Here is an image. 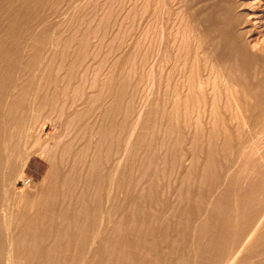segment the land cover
<instances>
[{"label": "rangeland", "instance_id": "374dc122", "mask_svg": "<svg viewBox=\"0 0 264 264\" xmlns=\"http://www.w3.org/2000/svg\"><path fill=\"white\" fill-rule=\"evenodd\" d=\"M263 33L264 0H0V264L11 257L13 264H69L58 262L59 253L48 263L15 253L14 229L24 205L38 208V186L51 161H60V123L74 116L71 128L87 126L86 141L96 140L93 125L102 127L105 177L115 150L132 142L116 183L117 215L112 207L90 264H264ZM28 86L41 96L10 98ZM40 139L49 142L48 161ZM91 149L83 166L66 162L72 175L83 172L88 209L95 205ZM58 240L53 235L49 245Z\"/></svg>", "mask_w": 264, "mask_h": 264}, {"label": "bare ground", "instance_id": "6f19581e", "mask_svg": "<svg viewBox=\"0 0 264 264\" xmlns=\"http://www.w3.org/2000/svg\"><path fill=\"white\" fill-rule=\"evenodd\" d=\"M4 1V0H3ZM27 1V0H26ZM35 1V0H34ZM244 1V0H243ZM246 1V0H245ZM7 2V1H6ZM21 2V1H19ZM29 2V0H28ZM41 2V1H40ZM44 2V1H43ZM32 3V1L30 2ZM34 3V2H33ZM247 3V2H246ZM18 4V3H17ZM243 4V3H242ZM10 5V4H9ZM31 5V4H30ZM246 4H244L245 6ZM7 6V5H6ZM27 6V5H26ZM43 6V4H42ZM242 7V6H241ZM4 8V7H3ZM9 8V7H8ZM28 8V7H27ZM34 8V7H33ZM228 9V8H227ZM54 10V9H53ZM233 10V9H232ZM15 11V10H14ZM56 11V9H55ZM230 11V10H229ZM240 11V10H239ZM10 12V11H9ZM8 14V13H7ZM17 14V13H16ZM239 15V14H238ZM21 16V15H20ZM9 17V16H8ZM15 17V15H14ZM19 17V16H18ZM17 17V19H18ZM50 17V16H49ZM48 17V18H49ZM212 17V16H211ZM230 17V16H228ZM248 17V15H247ZM246 17V18H247ZM4 18V17H3ZM29 18V17H28ZM234 18V17H233ZM246 22H247V18ZM5 20L8 19L7 17L4 18ZM16 19V20H17ZM232 19V18H231ZM14 20V19H13ZM9 21V20H8ZM18 21V20H17ZM45 22V21H44ZM215 22V21H214ZM229 22V21H227ZM20 23V22H19ZM18 24V23H16ZM5 25V24H4ZM15 26V25H14ZM44 26V25H43ZM248 26V25H247ZM250 27V26H249ZM247 27V28H249ZM14 28V27H13ZM42 28V27H41ZM12 29V28H11ZM245 29V27H244ZM255 29V28H254ZM2 31V30H1ZM12 31V30H11ZM242 31V29H241ZM247 32H251L250 31H247ZM246 32V33H247ZM253 32V31H252ZM242 33V32H241ZM254 33V32H253ZM9 34V33H8ZM43 34V33H42ZM214 34V33H212ZM249 34V33H248ZM264 34V33H263ZM247 35V34H246ZM6 36V34H5ZM26 36V35H25ZM244 36V35H243ZM44 37V36H43ZM1 38V37H0ZM30 38V37H29ZM45 38V37H44ZM234 38L233 36L231 37V39ZM251 38V37H250ZM26 39V38H25ZM34 39V38H33ZM36 39V38H35ZM40 39V38H39ZM248 38H246L245 40L247 41ZM24 40V39H23ZM45 40L47 41V39L45 38ZM212 40V39H211ZM229 40V39H228ZM5 41V40H4ZM39 40H37L38 42ZM214 42V39L212 40ZM34 43V41H33ZM212 43V42H211ZM235 43V42H234ZM237 43V42H236ZM239 43V42H238ZM18 44V43H17ZM23 44V43H22ZM214 44V43H213ZM241 44V43H240ZM243 44V43H242ZM247 44V43H246ZM29 45V44H28ZM239 45V44H238ZM5 46V45H4ZM213 46V45H212ZM8 47V46H7ZM27 47V46H26ZM33 47L35 48V46L33 45ZM43 47V43H40V45L37 47L38 50H40L41 48ZM220 47V46H219ZM223 47V46H222ZM241 47V46H239ZM249 47V46H248ZM19 48V47H18ZM22 48V47H21ZM210 48L207 47V49ZM218 48V47H217ZM217 48L215 47L214 49L212 50H217ZM17 49V48H16ZM25 49V48H24ZM33 49V48H32ZM220 49L222 50V48L220 47ZM247 49V48H246ZM262 49V48H261ZM13 50V49H12ZM23 50V49H22ZM209 50V49H208ZM227 50V49H226ZM245 50V49H244ZM210 51V50H209ZM223 51V50H222ZM221 51V52H222ZM247 51H251V50H247ZM16 52V51H15ZM227 52V51H226ZM238 52V51H237ZM241 52V51H240ZM246 52V51H244ZM40 53V52H39ZM210 53V52H209ZM214 53V55L216 54V52H212ZM211 53V54H212ZM1 54V53H0ZM8 54V53H7ZM20 54V53H19ZM207 54H208V51H207ZM245 54V53H244ZM243 54V55H244ZM17 55V54H16ZM213 55V54H212ZM212 55H209L212 57ZM249 55V54H248ZM19 56V55H18ZM219 56V55H218ZM13 58V57H12ZM213 58V57H212ZM219 58V57H218ZM9 59V58H8ZM224 59V58H223ZM22 61V60H21ZM20 61V62H21ZM37 61V58L34 57V58H30L29 60V63L30 64H33V66L36 67V70H38L39 66L35 64V62ZM5 62V61H4ZM2 63V62H1ZM9 63V62H7ZM6 64V63H5ZM225 64V63H224ZM239 64V63H238ZM22 65V63H21ZM5 66V65H4ZM224 66V65H223ZM236 66V65H235ZM237 68V67H236ZM235 68V69H236ZM20 71H21V68H20ZM19 72V71H17ZM27 73V72H26ZM18 74V73H17ZM25 76V75H24ZM18 77V76H17ZM22 78V77H21ZM21 78L19 80H21ZM41 79V78H40ZM18 80V81H19ZM17 81V80H16ZM41 81V80H39ZM246 81V80H245ZM249 81V80H248ZM31 82V81H30ZM32 84V83H31ZM30 84V85H31ZM39 84V82H38ZM19 85V84H18ZM40 85V84H39ZM38 86V85H37ZM44 86V85H42ZM109 87V86H108ZM39 88V87H37ZM48 88V87H47ZM13 89V87H12ZM54 91V89H52ZM10 92V91H9ZM45 93V92H44ZM11 94H12V97H11ZM11 94H10V98H20V97H30L31 99L36 100L37 98H39L41 96V91L39 89H29V86L28 88H17L15 87V89H13L11 91ZM101 95V93H100ZM98 95V96H100ZM45 96V95H44ZM54 96V95H53ZM90 96V95H89ZM88 96V98H89ZM97 96V95H96ZM55 97V96H54ZM95 97V96H93ZM104 97V96H103ZM109 97V96H108ZM88 98H87V101H88ZM92 98V96H91ZM89 98V99H91ZM9 99V97H8ZM52 99V98H51ZM95 99H97L95 97ZM94 99V101H96ZM108 99V98H107ZM111 99V98H110ZM21 100V99H20ZM113 101V97L111 99ZM110 100V102H111ZM17 101V100H16ZM74 102V100H72ZM92 101V100H91ZM94 101H92L94 103ZM109 101V100H108ZM21 102V101H20ZM28 102H29V99H28ZM46 102V101H45ZM109 102V103H110ZM7 103V101H6ZM71 103V102H70ZM91 103V102H90ZM92 103V104H93ZM113 103V102H112ZM116 103V102H115ZM51 104V102H50ZM73 104V103H72ZM91 104V105H92ZM106 104L108 105L107 103V100H106ZM105 104V106H106ZM38 105V104H36ZM111 105V104H109ZM113 105V104H112ZM117 105V104H116ZM12 106V105H11ZM44 106V105H43ZM72 106V105H71ZM104 106V107H105ZM10 107V106H9ZM13 107V106H12ZM11 107V108H12ZM109 107V106H108ZM111 107V106H110ZM5 108V107H4ZM84 108V107H83ZM97 108H101L99 106H97ZM107 108V107H105ZM107 111V109H105ZM8 109V108H7ZM102 109V108H101ZM110 109V108H109ZM118 109V107H117ZM5 110V109H4ZM3 110V111H4ZM37 110V109H36ZM119 110V109H118ZM79 112H81L80 110H78ZM97 111V110H96ZM141 111V110H139ZM21 112H23L21 110ZM18 115V120H20L22 117H23V113H21ZM78 112V113H79ZM86 112V111H85ZM105 112V111H104ZM104 112L102 113V118L104 117ZM110 112V111H108ZM17 113V112H16ZM15 113V114H16ZM77 113V111H76ZM77 113V114H78ZM118 113V111H117ZM116 113V114H117ZM139 113V112H138ZM10 114V112H9ZM109 114V113H108ZM33 115V114H32ZM31 115V116H32ZM72 115V114H71ZM75 115V114H74ZM73 115V116H74ZM84 115V114H83ZM118 115V114H117ZM2 116V115H1ZM10 116V115H9ZM30 116V114H29ZM37 116V115H36ZM78 116H81V113L80 115ZM57 117V116H56ZM71 117V116H70ZM98 117V116H96ZM20 118V119H19ZM102 118L100 119L101 122H102ZM113 118V117H111ZM30 121L32 118H28ZM139 119V117L137 118V120ZM141 119V118H140ZM79 120V119H78ZM89 120V119H88ZM88 120L86 121V123L84 125L87 124ZM107 120V119H105ZM27 121V120H26ZM75 121V116L72 117L70 120H67V122L65 120H62L61 123H60V131L62 130L61 133H58L57 136H58V139L61 141V144L59 145L60 147V161L57 163H55L54 161H51L50 163V167H49V170L47 172V174L45 175V177L43 178V180L41 181V183L39 184V189L41 191V195H37L38 199H40V202H39V205H38V208L35 210L34 208H32V206L28 207V205H24L22 208H21V212L20 214L24 216V213L26 214L25 217H22V219H19L18 221V224L14 230H16L17 233H14V237H15V246H16V250H15V253L19 254V252H22L23 253V257L32 261V260H35V259H42L44 260L45 262H54L55 261V256L57 253H59L56 258L58 260V262L60 261H69V264H76L77 261H79V264H90L92 261V259L94 258V254L96 252L99 251V246L102 244L103 240H104V237L106 234V229H108V221L111 217V209L112 207L117 203L114 204V199L116 197V192H118L116 190V183L118 184L119 183V180H121L120 178L123 176V172H124V167L126 166V158H127V154L128 152L131 150H129V147H132V145L129 146V143L131 141H127V144H125V146L123 148L119 147L120 149H117L118 151L115 150L114 152V155H115V164L113 165V172L112 174L109 176V177H105L104 173L102 171H105L104 168L100 167V166H103L101 164V155H102V150H101V145H102V142L105 141L102 137V135L104 134V131L102 129L101 126H95L93 125V128L91 127L92 130H90V133L93 134V135H90V136H93V139L94 137L96 138V140H92L91 141V137L88 138L86 141V136H87V132L89 131V129L87 128V126L85 127H82V129L80 128V130H78L77 132H75V129H72L71 127V123L73 124V122ZM96 121V120H95ZM115 121V120H114ZM121 121V120H119ZM139 121V120H138ZM137 121V122H138ZM4 123V122H3ZM43 123V122H42ZM51 123L52 125L53 124V121L51 120ZM79 123V121L77 122ZM100 123V122H99ZM106 122H104L105 124ZM18 124V123H17ZM25 124V123H24ZM91 124V123H90ZM92 124H94V121L92 122ZM91 124V125H92ZM120 124V123H119ZM83 125V126H84ZM106 125V124H105ZM30 126V125H29ZM5 127V126H4ZM13 128V127H12ZM15 128V127H14ZM74 128V126H73ZM115 128V127H114ZM134 128V127H133ZM132 128V129H133ZM137 128V127H136ZM135 129V128H134ZM133 129V130H134ZM18 130V129H17ZM25 130V129H24ZM44 127H41V131H40V135H42L44 133ZM105 130V129H104ZM133 130L130 132L132 133ZM14 131L11 129V132ZM30 131V130H29ZM115 131V130H114ZM136 131V129H135ZM134 131V133H135ZM21 132V131H20ZM111 132V130H110ZM119 132V131H118ZM14 133V132H13ZM28 133V132H27ZM72 133H75V137L74 138H68ZM113 133V132H112ZM24 134V133H23ZM107 134V133H106ZM105 134V135H106ZM122 134V133H121ZM133 134V133H132ZM131 134V135H132ZM109 135V134H108ZM117 135V134H116ZM27 136V135H26ZM133 136V135H132ZM42 137V136H40ZM112 136H110L111 138ZM130 137V135H129ZM5 138V137H3ZM24 138V137H23ZM67 138V139H66ZM108 138V137H107ZM117 142H119V133L117 135ZM133 138V137H132ZM39 139V138H38ZM90 139V141H89ZM56 140V139H55ZM128 140V139H127ZM130 140V139H129ZM132 140V139H131ZM125 141V140H123ZM133 141V140H132ZM36 142V141H35ZM88 142H90V144H88ZM109 142V140L107 141ZM113 142V141H111ZM7 143V141H6ZM42 143V140L40 139V144ZM105 143V142H104ZM125 143V142H124ZM132 143V142H131ZM34 144V142H33ZM49 142L45 143V144H41L40 145V148H39V155H41L43 158L44 155H45V152L47 151L48 153V145ZM110 144V142H109ZM109 144L106 146H109ZM1 145V144H0ZM4 145V144H3ZM14 145V144H13ZM20 145V144H19ZM51 145V144H50ZM89 145L91 146L92 145V149L89 147ZM9 146V145H7ZM105 146V145H104ZM5 149H6V146H4ZM25 148V146H23ZM31 147V146H30ZM110 147V146H109ZM107 147V148H109ZM117 148V146H115ZM12 148V147H11ZM91 149V152L93 154V158L92 160L90 159L89 161H92V164L89 170V178H91V180L93 181V188H94V195L92 198H94V202H95V205H93L91 207V209L89 208H86L85 206H88L85 205L84 206V202H87L85 201V191H84V184H85V181L83 180L82 178V175L83 172L81 171H76L77 175H75V172H74V175L71 174L72 172V167H68L69 163H72L73 167H80L81 164L83 166V158L86 156V153L88 151H90ZM129 150V151H128ZM4 151V150H3ZM7 151V149L5 150V152ZM56 151V150H55ZM3 153V152H2ZM1 153V154H2ZM112 153V152H111ZM11 154V152H10ZM56 154V153H55ZM54 154V155H55ZM27 155V154H26ZM53 155V157H54ZM2 156V155H1ZM10 156V155H9ZM50 157V156H49ZM88 157V155H87ZM86 157V158H87ZM1 158V157H0ZM8 157H6V161ZM18 158V157H17ZM56 158V157H55ZM47 161L49 160L47 154H46V158H45ZM27 161V160H26ZM63 161H65V163L67 161H70L69 163H66V164H62ZM87 162V160L85 161ZM131 162V161H130ZM88 163V162H87ZM7 164V162H6ZM5 164V166H6ZM25 165V162L23 163V167ZM75 165V166H74ZM111 166V165H110ZM65 167V170L63 169ZM88 167V169H89ZM83 168V167H82ZM82 168H80L81 170H83ZM104 170H102V169ZM23 170V169H22ZM6 172V171H5ZM22 172V171H21ZM23 173V172H22ZM88 173V171L86 172ZM22 175V174H21ZM88 176V175H87ZM91 176V177H90ZM22 177V176H21ZM25 177V176H24ZM22 177V178H24ZM18 178H20L18 176ZM17 178V180H18ZM164 178V177H163ZM162 178V179H163ZM20 180V179H19ZM178 180V179H177ZM176 180V181H177ZM23 181V180H22ZM29 182H30V179L29 181H25V186H29ZM33 183V182H32ZM89 183V182H88ZM87 183V185H88ZM157 183V182H156ZM18 184V183H17ZM125 184V183H124ZM155 184V183H154ZM158 184V183H157ZM86 185V187H87ZM121 185V183H120ZM156 185V184H155ZM159 185V184H158ZM181 185V184H180ZM76 189V193L74 194L75 196V203H74V207L73 209L71 210V203L68 202L66 199L71 196V194H69V190L71 191V187H73ZM119 186V185H118ZM157 187V186H156ZM36 188V187H35ZM89 189V187H87ZM25 189V188H24ZM74 189V190H75ZM87 189V190H88ZM179 189V187L177 188ZM93 189H91L92 191ZM4 191V190H3ZM120 191V190H119ZM28 192V191H27ZM167 192V191H166ZM169 192V191H168ZM6 193V192H5ZM73 193V192H72ZM164 193V192H163ZM92 194V192L90 193ZM170 194V192H169ZM168 194V195H169ZM90 196V195H88ZM92 196V195H91ZM6 197V196H5ZM20 197V196H19ZM27 197V196H26ZM72 197V196H71ZM91 198V197H89ZM168 198V197H167ZM166 198V200H167ZM20 199V198H19ZM4 200V199H3ZM72 200V199H70ZM93 201V199H92ZM114 204V205H113ZM3 205V204H2ZM14 205V204H13ZM12 205V206H13ZM16 205V204H15ZM17 205H18V202H17ZM169 205V204H168ZM117 206V205H116ZM114 206V207H116ZM14 207V206H13ZM17 207V206H16ZM113 207V211H114V208ZM255 207V206H254ZM259 208V207H258ZM19 209V208H18ZM117 210V209H115ZM254 210V209H252ZM3 211V209H2ZM24 212V213H23ZM116 212V211H114ZM253 212V211H251ZM264 213V212H263ZM117 215V212L115 213ZM114 214V215H115ZM110 215V217H109ZM112 215H113V212H112ZM250 215V213H249ZM263 215V214H262ZM121 216V215H120ZM21 217V216H20ZM257 217V216H256ZM12 218V217H11ZM10 218V219H11ZM97 218H98V225L96 226V222H97ZM262 218V217H261ZM259 217V220L261 219ZM264 219V218H263ZM23 220H26V221H23ZM247 220V219H246ZM251 220V219H250ZM258 220V219H257ZM251 222V221H250ZM256 222L258 221H255L253 224L255 225ZM261 222V220L259 221ZM11 223V222H10ZM111 223V222H110ZM252 223V222H251ZM5 224V223H4ZM17 224V223H16ZM251 224V225H253ZM260 224V223H259ZM257 226H255L254 228H251V229H255L258 228V223L256 224ZM11 226V225H10ZM9 226V227H10ZM241 226V225H240ZM244 227V226H243ZM240 228V229H243ZM260 227V226H259ZM151 228V226H150ZM153 228V227H152ZM10 229V228H9ZM250 229V230H251ZM145 230V229H144ZM147 230V228H146ZM249 230V231H250ZM11 231V229H10ZM240 231V230H239ZM245 230H243L244 232ZM259 231V229H258ZM261 231V230H260ZM15 232V231H13ZM116 232V231H115ZM141 232V231H140ZM241 232V231H240ZM248 232V231H247ZM12 231L10 232V236L12 235L11 234ZM114 233V232H113ZM252 233V234H251ZM140 234V233H139ZM239 234V233H238ZM250 237L255 234L254 233V230L250 233H249ZM53 235H57L59 236V240H58V244L57 246H52V245H49V238H51ZM248 235V234H247ZM256 235V234H255ZM117 236V234H116ZM141 236V235H140ZM145 236V235H144ZM143 236V238H144ZM243 236V234H242ZM108 237V236H107ZM235 237V236H234ZM249 237V239H250ZM254 237V236H253ZM112 238V237H111ZM142 238V237H141ZM139 237V239H141ZM143 238H142V242H143ZM153 238V237H151ZM246 238H248V236H246ZM245 238V239H246ZM9 239V238H7ZM12 239V238H11ZM10 239V240H11ZM115 239V238H114ZM148 239V238H147ZM159 239V238H158ZM14 240V239H13ZM12 240V241H13ZM56 240V239H55ZM106 241V240H105ZM108 241H111V239H109ZM107 241V242H108ZM251 241V240H250ZM55 242V241H54ZM106 242V243H107ZM157 242V241H155ZM246 242V240H245ZM11 243V241H10ZM52 243V242H51ZM110 243V242H109ZM145 244V240L143 242ZM158 243V242H157ZM232 243V242H231ZM237 243V242H236ZM247 243H248V240H247ZM13 244V242L11 243V245ZM104 244V243H103ZM108 244V243H107ZM106 244V245H107ZM239 244V241L238 243ZM242 244V243H241ZM246 243H244L245 245ZM250 244V243H249ZM20 245L23 246L22 248V251H19L20 250ZM56 245V244H55ZM86 245V247L84 248V250L87 248V253H83L85 254L84 256L82 255L81 252L83 247ZM109 245V244H108ZM234 245H236L234 243ZM248 245V244H247ZM14 246V245H13ZM71 246L74 247L73 250H70L71 249ZM105 246V244H104ZM238 246H241V245H238ZM12 247V246H11ZM108 247V246H107ZM242 247V246H241ZM240 248V247H239ZM245 247H243L242 249H244ZM13 249V248H12ZM241 249V250H242ZM70 250V251H69ZM238 250V249H237ZM3 251V249H2ZM9 251H12L11 248ZM234 251V250H233ZM233 251H231L233 253ZM238 254H240V249L238 250ZM246 252V251H244ZM100 253V252H99ZM237 253V251H236ZM236 253H235V257H236ZM66 254V255H65ZM237 254V255H238ZM2 255V254H1ZM83 256V258H81L80 256ZM232 255V254H230ZM11 257V255H8ZM62 256V258H61ZM215 256V255H214ZM223 256V255H222ZM228 257V255H227ZM19 258V257H18ZM98 258V257H97ZM163 258V257H162ZM238 258V257H237ZM62 259V260H61ZM225 259V258H224ZM233 259V258H232ZM230 259V260H232ZM235 259V258H234ZM20 260V259H19ZM101 260V259H100ZM228 261V259H226ZM99 261V259H98ZM7 262V261H6ZM8 262L9 264H13V260H12V257L8 259ZM229 262V261H228ZM226 262V263H228ZM233 262V261H232ZM231 262V263H232ZM236 261H234V264H235ZM19 263V262H18ZM230 263V262H229ZM228 263V264H229ZM230 263V264H231ZM237 263V262H236ZM32 264V262L30 263ZM224 264H225V261H224Z\"/></svg>", "mask_w": 264, "mask_h": 264}]
</instances>
